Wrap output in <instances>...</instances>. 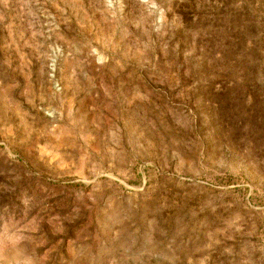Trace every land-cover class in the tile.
Wrapping results in <instances>:
<instances>
[{"label": "rangeland", "instance_id": "1", "mask_svg": "<svg viewBox=\"0 0 264 264\" xmlns=\"http://www.w3.org/2000/svg\"><path fill=\"white\" fill-rule=\"evenodd\" d=\"M0 264H264V0H0Z\"/></svg>", "mask_w": 264, "mask_h": 264}]
</instances>
